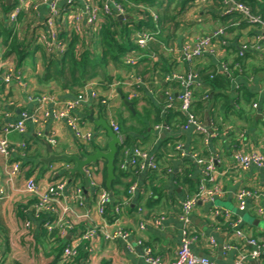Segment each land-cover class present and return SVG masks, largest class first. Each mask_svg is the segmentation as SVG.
Returning a JSON list of instances; mask_svg holds the SVG:
<instances>
[{"label": "crops", "instance_id": "crops-1", "mask_svg": "<svg viewBox=\"0 0 264 264\" xmlns=\"http://www.w3.org/2000/svg\"><path fill=\"white\" fill-rule=\"evenodd\" d=\"M43 0H25L27 11L24 19L26 22L30 16V12L34 14V6L38 5V14H34L37 22L46 19L49 13L50 2ZM95 5H99L102 0H92ZM11 4H17V0H12ZM62 8H66L68 0H61ZM30 12H29V11ZM224 7L220 8L215 5L213 0H200L186 9L177 17V22L181 23L179 29L175 30L174 25L161 32L160 36L155 40L158 44H153L152 48H148L151 57L160 65L151 72H147L149 66L147 62L139 60L140 64L135 67L136 72L128 73L123 69H115L113 66L109 68L110 74L115 78L112 85L100 84L97 81L89 83L87 86V100L78 108L77 115L84 122L88 129H92L97 133L96 139L89 145L79 144L73 136L72 131L68 128L64 121L56 119L53 114L49 118L43 120L42 124L35 125L31 122L27 123V130L24 134L12 132L8 135L9 141L18 147L22 142H26L30 146L31 159L23 160V178L17 182V191H10V196L2 204H0V223L3 225L4 231L3 242L5 237L8 220L18 224L26 231L29 242H35V235L30 234L37 231L41 223L33 217L31 208L25 211L26 218L19 216L17 206H26L29 203V196L20 192L26 178L35 177L39 184L46 188L49 184L60 179H68L71 183L70 188L75 184H80L83 187L85 195V204L83 208L77 207L70 213L69 218L73 219L76 224L77 231H84L87 228L100 229L104 225V218L98 213L95 197L91 188L85 192L84 179L73 178L71 175L66 176V162H53L46 165H38L42 159L49 157L48 138L55 137L58 144L55 148L52 147L54 154L81 155L84 150L90 154L94 153L95 144L107 146L109 138L106 132L102 129L97 130L87 117L94 112L95 118L103 116L110 124V119L117 122L120 128V136L122 139L128 138L137 143L143 149L149 152L151 157H158L159 153L166 152L167 141L174 139L177 142L175 149L181 147V153L176 152L172 155V164L165 176H162L159 171L151 172V170H139L140 172L135 177L130 176L122 179V183L118 186L121 194L117 198L113 197L112 204L118 200V204L123 205V211L119 216H116L113 221L108 220L112 224L115 220V225L109 227V230L120 228L129 232L128 241H111L104 240L100 235L94 237L90 243H83L85 250L91 247L92 252L88 253V258L82 261V264H147L145 262V252L147 248L152 249L156 256H161L169 263L175 259L176 252L181 245L183 224L179 220L181 212L180 202H182L189 193L190 185L175 180L178 174L183 175L186 170V159L192 163L191 169L188 170L187 177L191 178L195 187L202 180V168L197 161L189 154L196 153L204 160L211 157H219L220 162L216 164L218 170L217 182L220 183L226 194L222 199L216 201L215 206L209 203H199L192 213L193 228L199 236L198 242L193 244V251L199 257H207L218 264H237V261L242 254L250 253L254 247L249 243V239H254L260 243H264V169L253 166L248 171H241L236 168L233 161V153L236 150H241L244 153L264 154V76H252L249 80V91L254 98L251 102L242 99L240 106H236L237 114L227 117H221V131L215 129L211 122L209 111L205 113L203 124L206 122V114L208 113L209 132L214 137L209 140L207 145H202L199 141L198 133L194 129L185 130L183 126L178 125V129L170 131L156 129L157 126H167L164 124L154 123L156 112L159 111L163 116L167 113L168 104L173 100L174 105L171 108L176 110L179 105V97L184 90V83L180 80L171 79L172 74L180 75L184 78L189 74L196 75L195 91L204 87L200 81V75H204L213 71L215 68L222 69L223 64L231 65L237 58L240 46L247 41H253L256 36L261 35L257 27L254 29L235 28L232 32H227L221 39L214 41L212 52L206 53L202 57L197 58L194 63H189L183 59L182 46L191 44L198 37L212 34L214 31L223 28L224 25L220 16L223 14ZM72 15H67L63 19V24H59L62 34V39L66 40L65 50L75 39L78 46L83 51L90 45V49L100 50L98 41L102 24L105 19H101V26L98 28L99 35L96 34V41L93 37L92 30L86 26L84 20L81 22V27L84 29L83 34L73 35L70 32L73 27ZM126 21H131L129 24L135 25L140 23L138 17L127 15ZM7 18L0 6V21ZM119 18V17H118ZM7 20V19H6ZM36 20V19H35ZM120 20V19H119ZM125 20H120L125 22ZM29 22L33 20L30 19ZM126 23V22H125ZM28 30V44H31L30 31ZM24 33L19 34L22 39ZM68 34H70V39ZM85 44V46H82ZM32 47L37 45L31 44ZM31 55L26 61L18 66L14 56L7 59L13 60L14 65L21 69L25 74L28 93L33 95H55L58 101L73 100L77 95L68 90H62L56 82L46 83L43 80L45 71V60L41 51L34 53V48L30 49ZM33 52V53H32ZM131 53V52H130ZM129 53V54H130ZM134 53H141L135 52ZM133 53V54H134ZM33 54V55H32ZM264 58L263 50L260 52ZM128 55V54H127ZM60 57V56H58ZM0 59V65L7 61ZM255 65L261 64L264 66V60L254 61ZM151 69V68H150ZM144 75L146 80H141L139 75ZM1 77V76H0ZM136 80H139L136 82ZM183 83V84H182ZM139 85L142 89H138ZM86 90V89H84ZM91 90H95L99 98L92 99ZM107 101L103 104L102 101ZM126 102L130 103L128 105ZM257 105L256 107L254 105ZM39 104L31 101L28 94L19 89L15 84L6 86L0 80V131L4 125L14 124L20 121L21 113L24 111L34 112L38 109ZM53 112L57 107L49 102L40 108ZM164 119V117H162ZM148 126L147 132L142 133L143 127ZM175 125V123H174ZM207 128V127H206ZM122 132V133H121ZM43 137H40L39 134ZM134 146V145H133ZM105 151V150H103ZM185 155L183 156V153ZM159 159V158H158ZM32 162L24 166L25 161ZM164 160V159H163ZM161 160V161H163ZM0 187L5 185V177L2 172V160L0 159ZM101 174L98 175V180L102 186L104 185V168L105 163L99 162ZM73 166L72 164H70ZM51 166L55 169L52 171ZM171 170V172H168ZM31 171V175H29ZM135 178V179H134ZM135 180V181H133ZM132 182V183H131ZM136 186L133 193H130V188L127 190L126 184ZM250 189L256 193V197L249 200L248 208L245 211L238 209L237 193L241 189ZM157 189V191H155ZM127 190V192H126ZM127 193V195H126ZM158 194V195H157ZM113 196V195H112ZM152 198V199H151ZM220 201L218 205L217 202ZM214 207L229 210L234 220H240L238 227L232 229L224 218H215L213 216ZM139 208L142 211H139ZM15 210V211H14ZM11 211V219L7 218V213ZM87 211L90 216H86ZM163 217L161 225H155L151 222L153 217ZM26 222H31L32 227H26ZM146 224L144 231L139 230L141 223ZM15 228V227H13ZM241 230L245 234L244 238L236 236L235 231ZM31 232V233H30ZM214 239L216 244L210 243ZM70 240V237H67ZM141 240V243H138ZM231 244L233 248L226 250L225 246ZM83 248V249H84ZM44 253V251H43ZM8 256V255H7ZM51 264L53 258L44 256ZM34 259L31 260L32 264ZM245 264H257L255 261L249 260Z\"/></svg>", "mask_w": 264, "mask_h": 264}, {"label": "built area", "instance_id": "built-area-1", "mask_svg": "<svg viewBox=\"0 0 264 264\" xmlns=\"http://www.w3.org/2000/svg\"><path fill=\"white\" fill-rule=\"evenodd\" d=\"M47 3L48 0H43ZM61 0H54L50 2V10L45 20L37 22V18L34 14H38V5L34 6V14L30 12L29 18L33 20L32 28L30 31L31 44L40 45L43 49L56 56H62L65 52L66 40L62 39L61 29L59 24H63V19L67 15H72L73 19V33L76 35L83 34L84 29L81 27V22L84 20L86 26L92 30L93 37L96 41V34L99 35L98 28L101 26V19H106L108 16L119 17L129 15L128 8H136L137 11L149 12V18L152 19L155 29L148 28L147 17L143 14H137V21L143 23V25L130 24L133 32V39L135 43L141 48H145L149 42L155 41L160 34L158 19L159 16L155 10H151L143 2H134L133 0H102L99 5H95L92 0H68L66 8H62L60 4ZM224 11L223 14L230 16L234 13L240 14L244 20L249 24L254 25L260 30L261 35L255 37L253 41L244 42L240 46L238 55L243 56L247 52L260 53L263 50L264 44V18L254 15L251 8L243 3L235 0L223 1ZM27 11L25 0H17V4L7 15V22L14 27L18 26V18L22 12ZM36 19V20H35ZM125 20V19H124ZM126 21V20H125ZM99 26V27H98ZM100 30V28H99ZM18 34L24 33V29L17 27ZM70 34H68L70 39ZM226 35L225 29L220 28L214 31L212 34H207L198 37L194 43L184 44L182 46L183 59L189 63L212 52L214 41L221 39ZM130 53V52H129ZM125 56V62L128 65L136 64L142 57V53H134ZM134 53V54H133ZM14 61L7 59L0 65V80L2 84L11 86L15 84L19 89L28 94V98L31 101H35L39 104L38 109L34 112L24 111L21 113V119L17 123L4 125L0 131V159L2 162V172L5 177V185L0 187V204L7 200L10 196V191H17V182L20 178H23V160L27 159V143L22 142L20 146L15 147L8 139V135L12 132H18L24 134L27 130V123L31 122L35 125L42 124L43 120L49 118L51 114L56 119L64 121L68 128L72 131L74 138L81 145L91 144L97 137V133L88 129L84 122L77 115L78 108L87 100V87L81 94L77 95L73 100L58 101L55 95H33L28 93V86L25 79V74L21 69H18L13 64ZM221 71L230 76L228 65L223 64ZM171 79L180 80L184 83V90L179 97L180 110L185 114L188 119L187 123L183 126V129H194L198 134H204L206 136L205 144L211 140L212 135L208 128L205 127L202 121L196 118L192 113V106L194 102V92L196 86V75L189 74L184 78L177 74H172ZM139 80H136L138 82ZM182 83V84H183ZM92 99H98L99 95L95 90H91L90 94ZM53 103L55 107L53 112L40 108L47 103ZM171 100L168 104V108H171L174 103ZM103 104H107V101L103 100ZM257 106L256 104L254 105ZM264 118V114H263ZM110 125L114 131L120 135V128L117 122L110 119ZM156 129L170 131L168 126H157ZM40 137L43 135L40 133ZM48 144L55 148L58 144L55 137H49ZM181 147H179L180 149ZM183 153V152H182ZM124 159L120 164V169L127 171L139 167V170H157L159 168V162L157 157H151L148 151L134 145L123 151ZM185 153H183V156ZM197 161L202 168V180L197 188V191L191 195H187L185 199L180 202L181 212L179 214V220L183 224L182 241L181 245L176 252L175 259L167 263L163 257L156 256L152 249L147 248L145 252V262L147 264H218L207 257H199L193 251V244L198 242L199 236L195 233L193 228L192 213L199 203H209L215 206L217 200L222 199L226 191L224 187L217 182L218 170L216 164L220 162L219 157H211L206 160L201 158L198 154H189ZM233 161L236 168L241 171H248L253 166L264 169V154L251 153L247 154L241 150H236L233 153ZM1 162V161H0ZM70 164L65 166V170H69ZM52 171L55 169L51 166ZM168 172H171L169 170ZM85 173L89 179L90 188L93 191L98 213L104 218V225L102 228H87L84 231H77L75 221L69 218L71 212L77 207L83 208L85 204V195L82 185L75 184L70 188V182L68 179H60L52 184H49L46 188H43L35 177L26 178L20 192L26 194L30 199L35 200L33 204V217L38 220H44V228L51 233L55 229H59L63 237H70L69 243L64 247L62 253V259L74 258L79 253L80 245L83 243H90L94 237L100 235L104 240L111 241H128L129 232L120 228L109 230V227L115 225V220L112 224L105 217V210L109 204H112L113 196L102 186L98 180V175L101 174L100 164H94L85 168ZM264 186V179L262 182ZM136 186L130 188V193H133ZM256 197V193L250 189H241L237 193L238 209L245 211L248 208L249 200ZM118 204L114 207V213L119 216L123 211V205ZM139 211H142L139 208ZM43 216H47L46 219H41ZM86 216H90L87 211ZM213 216L215 218H224L226 222H231L230 227L232 229L237 228L240 220H234L232 213L227 209H221L214 207ZM163 217H153L151 222L155 225H161ZM31 222H26V227L29 229L32 227ZM146 228L145 223L139 225V230L144 231ZM73 232V233H72ZM236 236L244 238L245 234L241 230L235 231ZM141 243V240L138 242ZM210 243L215 245L214 239L210 240ZM248 243L254 247V249L248 254H242L237 264H245L246 261L252 260L257 264H264V243H260L254 239H249ZM233 246L227 244L226 250H231ZM92 252L93 249L88 247L86 251ZM3 234L0 228V257L3 255Z\"/></svg>", "mask_w": 264, "mask_h": 264}, {"label": "trees", "instance_id": "trees-1", "mask_svg": "<svg viewBox=\"0 0 264 264\" xmlns=\"http://www.w3.org/2000/svg\"><path fill=\"white\" fill-rule=\"evenodd\" d=\"M134 2H143L149 9L155 10L159 16L158 26L161 32H164L166 29L174 25L175 30L179 29L181 23L177 22V17L180 13L185 12L188 7L193 5V3L200 0H133ZM224 0H213L214 4L220 8L224 7ZM237 2L248 5L251 8V11L254 15L261 16L264 18V0H235ZM0 6L3 12L8 15V13L13 9L14 4H7V0H0ZM128 14L136 16L137 14L145 15L147 19V25L150 29H155V25L151 18H149L148 10L144 12H138L136 8H128ZM27 18L25 12L23 11L18 18V26L26 31V34L21 39L17 27L9 25L7 18H4L0 21V59H7L11 56H14L17 60L18 66H21L31 55L30 49L34 48V53L41 51L45 60V71L43 75V80L46 83L56 82L62 90H68L75 95L81 94L86 86L94 81L99 82L100 84H105L107 86L114 83L115 78L110 74L109 68L113 66L115 69H123L128 73L136 72L135 67L140 64L138 61L134 65H128L125 62V56L129 52H141L146 57L143 58L142 62H147L149 66L146 68L147 72H151L156 69L160 63L153 60L151 57L150 50L153 44H158L156 41L149 42L145 48L141 49L133 39V32L130 27L129 22H121L118 17L108 16L105 19V23L102 24L100 38L98 41V46L100 50L90 49V45L87 44V48L83 51L77 47L79 44L74 39L73 42L65 50L64 54L60 57L51 55L47 53L42 46L37 45L32 47L31 44H28V30L32 26L30 18L25 22L24 19ZM222 24L224 25L225 32L227 33L234 31L237 27L239 29L251 28L254 29L255 26L249 24L244 18L237 13H234L230 16H220ZM142 26L143 23H140ZM159 34V36H160ZM158 36V37H159ZM85 46V44H82ZM33 53V52H32ZM33 55V54H32ZM263 57V56H262ZM261 57L260 53L256 52H247L243 56H237L234 62L228 66L230 76L222 72L219 68H215L213 71L206 74L200 75V81L204 84V87L194 92V102L192 106L193 115L198 118L200 121H204L205 113L209 111L211 122L213 127L218 130L221 129V117L235 115L237 114V107L240 106L241 100L245 99L247 102H251L254 98L253 94L249 91V80L252 76H257V72L264 68L258 67L254 64V61L264 60ZM151 68V69H150ZM141 80H146L144 75H139ZM264 81V79H262ZM138 89H142L139 85L136 86ZM167 113L163 116L158 109L156 112V119L154 123H160L167 125L170 130L178 129V125L181 127L184 126L188 119L185 114L178 107L176 110L174 108H168ZM164 117V119L162 118ZM175 123V125H174ZM148 126H144L142 133L147 132ZM122 133V132H121ZM199 141L202 145H206V136L204 134H198ZM131 139L124 138L122 146L119 147L118 153L115 159V176L116 179L112 184L111 194L113 197L117 198L120 191L118 186L122 183V179L128 178L130 176L135 177L139 173V167L135 169H130L123 171L120 169V164L124 159L123 151L135 145ZM167 149L164 153H159L157 158L159 162V168L157 170H151V172H157L162 176H165L167 170L173 166L172 164V155L176 152L181 153V149H175L177 142L174 139L167 141ZM107 146H101L95 144L94 149L107 150ZM27 159L33 158L30 155V146L27 144ZM164 159V160H163ZM163 160V161H161ZM105 168L103 171L104 174V185L107 179V170L106 162ZM186 167L183 175L178 174L175 177V180L181 181L182 184H189L190 189L188 195L193 194L197 191V186L190 180L191 178L187 177L188 170L191 169L192 163L189 159H186ZM32 164L28 160L24 162V166ZM38 165H43L42 162L36 163ZM66 176H70V173L67 171ZM31 175V171L29 173ZM73 178H81L80 174H75ZM135 179V178H134ZM135 181V180H133ZM132 183V182H131ZM130 183L126 184V189L129 190ZM199 185V184H198ZM126 190V192H127ZM157 191V189L155 190ZM127 195V193H126ZM158 195V194H157ZM152 199V198H151ZM120 202V201H119ZM118 200L109 204L105 210V217L113 221L116 217L114 213V207L118 205ZM35 200H29V203L22 207V205L17 206V212L19 216L26 218L27 209L33 208ZM47 216H43L41 219H46ZM44 220H41V226L37 231H34L31 236L35 235V242H28V245L36 246V250L44 251L45 256L53 258L51 264H82V261L88 258V253L85 252V248L80 249L79 253L74 258L62 259V253L64 247L69 241L67 237H63L59 229H55L49 233L43 226ZM229 226L231 222H226ZM0 228L4 231L3 225L0 223ZM73 233V232H72ZM9 240L6 239L3 242V255L0 257V264L4 263V260L9 252ZM85 250V251H84ZM20 264V263H16Z\"/></svg>", "mask_w": 264, "mask_h": 264}, {"label": "water", "instance_id": "water-1", "mask_svg": "<svg viewBox=\"0 0 264 264\" xmlns=\"http://www.w3.org/2000/svg\"><path fill=\"white\" fill-rule=\"evenodd\" d=\"M12 0H7V4L10 5ZM128 16H119L120 20H124ZM128 105L130 103L126 102ZM87 119L95 125L96 128L102 129L106 132L107 137L109 138L108 148L106 151L97 149L94 153L90 154L86 151H82L81 155H68V154H54L52 147L48 145V151L50 153L49 157L44 158L41 162L46 165L53 162H66L72 164L68 170L70 175L73 177L75 174H80L84 179V189L87 192L90 189L89 179L85 173V168L90 167L94 164H98L101 161L106 162L107 170V179H106V188L109 192L112 190V184L116 179L115 176V159L118 153V149L123 144V139L118 135L114 129L111 127L107 119L103 116L95 118L94 112L87 117ZM205 127L209 128L208 113L206 114V122L204 123Z\"/></svg>", "mask_w": 264, "mask_h": 264}, {"label": "rangeland", "instance_id": "rangeland-1", "mask_svg": "<svg viewBox=\"0 0 264 264\" xmlns=\"http://www.w3.org/2000/svg\"><path fill=\"white\" fill-rule=\"evenodd\" d=\"M258 67L264 68L261 64L257 65ZM258 76H264V72L262 70L257 72ZM100 130V129H97ZM220 204V201L217 202ZM15 211V210H14ZM11 211L7 213V218L11 219ZM15 227V228H13ZM6 233L5 237L9 240V252L8 256H6L3 264H32L30 262L34 259L33 263L36 264H48V260L44 257L45 254L43 251L36 250V246L32 244V246L28 245V235L26 231L20 226L19 220L16 226V223L13 224L8 220L7 226L5 227ZM2 264V263H1Z\"/></svg>", "mask_w": 264, "mask_h": 264}]
</instances>
